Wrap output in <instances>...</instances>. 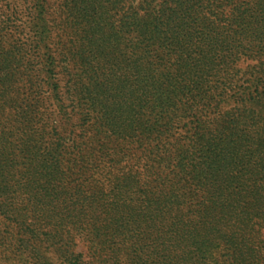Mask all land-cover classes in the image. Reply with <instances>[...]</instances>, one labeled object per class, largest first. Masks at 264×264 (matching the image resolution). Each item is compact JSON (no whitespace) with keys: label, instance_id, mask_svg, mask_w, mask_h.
<instances>
[{"label":"trees","instance_id":"trees-1","mask_svg":"<svg viewBox=\"0 0 264 264\" xmlns=\"http://www.w3.org/2000/svg\"><path fill=\"white\" fill-rule=\"evenodd\" d=\"M1 1L0 263L264 264V0Z\"/></svg>","mask_w":264,"mask_h":264},{"label":"rangeland","instance_id":"rangeland-1","mask_svg":"<svg viewBox=\"0 0 264 264\" xmlns=\"http://www.w3.org/2000/svg\"><path fill=\"white\" fill-rule=\"evenodd\" d=\"M21 3H18V6L20 5ZM11 4L9 2L6 3V1H1L0 2V20L2 19V15H4V13H8V9L7 7H9ZM25 9V6L24 5H20L18 7V11H16L15 15L13 16L14 18L17 19L16 24L17 26H19V32H23L22 34L23 35H16L13 36V38L11 40H18L19 42L21 41L24 42L26 40V38L28 37V33L26 31V24L25 22L28 21V18H27V13L28 12H25L24 11ZM255 64L252 63V62H246V63H239L236 65V68L234 70V73H236V75H238L239 77H243L242 81L243 82H251L250 80H252L254 77H256V74H254V66ZM258 78V77H256ZM263 81V80H262ZM4 230L2 228H0V237H1V233L3 232ZM10 259L6 262V263H0V264H15L16 262V259L13 257V256H10ZM1 258V257H0ZM1 261V259H0ZM28 264H31L30 262Z\"/></svg>","mask_w":264,"mask_h":264}]
</instances>
